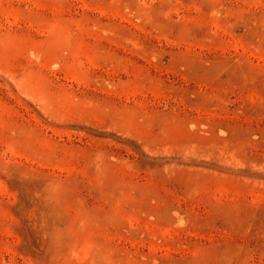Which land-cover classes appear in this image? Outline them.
<instances>
[{"label":"rangeland","instance_id":"rangeland-1","mask_svg":"<svg viewBox=\"0 0 264 264\" xmlns=\"http://www.w3.org/2000/svg\"><path fill=\"white\" fill-rule=\"evenodd\" d=\"M0 264H264V0H0Z\"/></svg>","mask_w":264,"mask_h":264}]
</instances>
